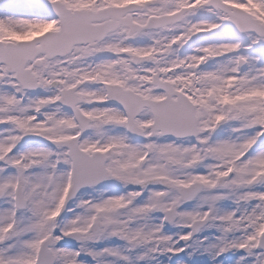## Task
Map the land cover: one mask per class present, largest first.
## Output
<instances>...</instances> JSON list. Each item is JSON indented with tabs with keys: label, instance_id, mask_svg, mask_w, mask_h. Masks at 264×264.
<instances>
[{
	"label": "snow or ice",
	"instance_id": "6c2138e0",
	"mask_svg": "<svg viewBox=\"0 0 264 264\" xmlns=\"http://www.w3.org/2000/svg\"><path fill=\"white\" fill-rule=\"evenodd\" d=\"M0 264H264V0H0Z\"/></svg>",
	"mask_w": 264,
	"mask_h": 264
}]
</instances>
